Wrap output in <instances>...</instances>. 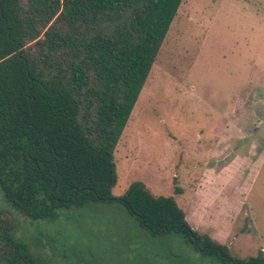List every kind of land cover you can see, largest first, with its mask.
I'll use <instances>...</instances> for the list:
<instances>
[{"label": "rangeland", "instance_id": "374dc122", "mask_svg": "<svg viewBox=\"0 0 264 264\" xmlns=\"http://www.w3.org/2000/svg\"><path fill=\"white\" fill-rule=\"evenodd\" d=\"M116 165L114 197L142 182L154 196L175 197L190 227L235 258L264 251V0H184ZM0 211L50 264H224L184 234L153 235L120 203L33 221L0 188Z\"/></svg>", "mask_w": 264, "mask_h": 264}, {"label": "trees", "instance_id": "16d2710c", "mask_svg": "<svg viewBox=\"0 0 264 264\" xmlns=\"http://www.w3.org/2000/svg\"><path fill=\"white\" fill-rule=\"evenodd\" d=\"M184 0H0V188L33 221L120 203L153 235L181 233L224 264L246 259L187 223L142 182L121 197L116 152ZM176 195L183 193L176 189ZM0 211V264H50Z\"/></svg>", "mask_w": 264, "mask_h": 264}, {"label": "crops", "instance_id": "0c3cea01", "mask_svg": "<svg viewBox=\"0 0 264 264\" xmlns=\"http://www.w3.org/2000/svg\"><path fill=\"white\" fill-rule=\"evenodd\" d=\"M237 113H238V110L237 109H234L232 111V114H233L234 117H236V119H237Z\"/></svg>", "mask_w": 264, "mask_h": 264}]
</instances>
